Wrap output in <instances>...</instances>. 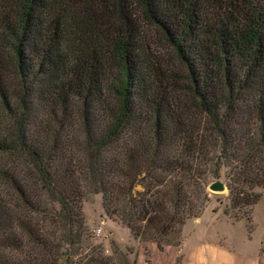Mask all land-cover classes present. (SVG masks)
<instances>
[{
    "label": "trees",
    "instance_id": "trees-1",
    "mask_svg": "<svg viewBox=\"0 0 264 264\" xmlns=\"http://www.w3.org/2000/svg\"><path fill=\"white\" fill-rule=\"evenodd\" d=\"M144 26L175 52L190 114ZM0 112V264H115L91 241L85 187L133 238L178 246L208 174L227 169L225 213L264 188V8L0 0Z\"/></svg>",
    "mask_w": 264,
    "mask_h": 264
},
{
    "label": "rangeland",
    "instance_id": "rangeland-1",
    "mask_svg": "<svg viewBox=\"0 0 264 264\" xmlns=\"http://www.w3.org/2000/svg\"><path fill=\"white\" fill-rule=\"evenodd\" d=\"M255 1L264 8V0ZM144 28L163 68L169 72L172 80L176 76L173 80L174 92L184 106L178 103L183 112L190 114L192 111L186 108L188 100L182 87V69L175 52L157 29ZM197 119L195 117L194 120ZM6 123L7 119L0 112V125L7 126ZM5 158L0 156V164ZM19 169L15 164L13 178L19 177ZM226 174L224 167H221L218 178L208 174L204 192L206 199L199 216L182 226L178 246L166 247L162 251L154 243L133 238L125 227L107 217L101 196L85 187L82 213L91 241L99 244L103 253L110 256L115 264H264V188L254 189L255 193L260 194V199L246 211L229 209L225 213L228 206ZM213 183L221 184L222 188L211 189ZM2 186H8L7 182Z\"/></svg>",
    "mask_w": 264,
    "mask_h": 264
},
{
    "label": "water",
    "instance_id": "water-1",
    "mask_svg": "<svg viewBox=\"0 0 264 264\" xmlns=\"http://www.w3.org/2000/svg\"><path fill=\"white\" fill-rule=\"evenodd\" d=\"M211 189H214V190H219L222 188V185L219 184V183H213L210 185Z\"/></svg>",
    "mask_w": 264,
    "mask_h": 264
}]
</instances>
